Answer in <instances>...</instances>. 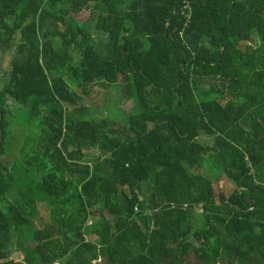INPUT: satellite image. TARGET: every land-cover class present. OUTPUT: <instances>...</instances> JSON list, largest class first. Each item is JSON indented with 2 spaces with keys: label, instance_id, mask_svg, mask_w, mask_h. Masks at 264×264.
Returning a JSON list of instances; mask_svg holds the SVG:
<instances>
[{
  "label": "trees",
  "instance_id": "16d2710c",
  "mask_svg": "<svg viewBox=\"0 0 264 264\" xmlns=\"http://www.w3.org/2000/svg\"><path fill=\"white\" fill-rule=\"evenodd\" d=\"M12 44L0 264H264V0H0ZM97 86L127 127L75 120Z\"/></svg>",
  "mask_w": 264,
  "mask_h": 264
},
{
  "label": "rangeland",
  "instance_id": "374dc122",
  "mask_svg": "<svg viewBox=\"0 0 264 264\" xmlns=\"http://www.w3.org/2000/svg\"><path fill=\"white\" fill-rule=\"evenodd\" d=\"M90 15V11H86L82 16H80V20L84 21L86 20ZM95 43L98 48L103 49L105 45L108 43L107 36L104 34H95ZM17 55V46L15 44L12 45H0V88H3L4 82L9 79V73L11 71L12 62L14 61L15 57ZM109 90V91H108ZM112 91V90H111ZM109 88L105 86H97L91 96L89 98H86L83 104H81L82 107H84L83 113H75L74 118L75 120H87V119H94V120H108L109 122H114L113 127L114 129H117L120 124L124 127L125 122L123 119L128 115L131 116L135 113H137L135 110H133L134 104L131 101H127L123 103V107L119 106L118 108L115 106V102L117 100L118 94H116V91H112L111 94L112 98H109L107 95V92H111ZM121 97V93L119 95ZM107 100V101H106ZM10 107H13L14 104L12 102L9 103ZM116 107V108H115ZM14 111L15 109L12 108ZM22 120L20 116L11 118L13 121L12 129L9 131L10 136L9 140L10 145L12 147V157H4L0 159V162H2L4 165L7 166L8 171H12V165L14 160L19 161L20 160V154H21V148L23 146L22 141L24 142V132L22 127L20 126L22 121L26 118L25 112L22 110L20 111ZM127 116V117H128ZM126 117V120H127ZM123 118V119H122ZM19 119L21 120L19 123ZM115 124V126H114ZM127 127V124L126 126ZM206 140V138L204 137ZM90 157L95 158L98 154L94 152L89 153ZM14 158V160H13ZM21 166V165H20ZM208 172V168L203 170V173L206 174ZM210 176H213V173L210 174ZM217 188L225 193L226 195H230L233 191L235 186L224 176H220L219 179H217L216 182ZM15 192H10L8 198L12 201L15 198Z\"/></svg>",
  "mask_w": 264,
  "mask_h": 264
}]
</instances>
